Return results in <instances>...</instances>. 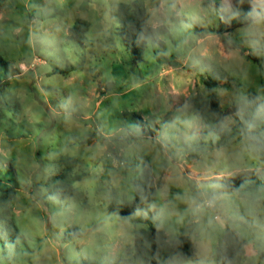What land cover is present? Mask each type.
Segmentation results:
<instances>
[{
    "label": "clouds",
    "instance_id": "1",
    "mask_svg": "<svg viewBox=\"0 0 264 264\" xmlns=\"http://www.w3.org/2000/svg\"><path fill=\"white\" fill-rule=\"evenodd\" d=\"M0 57V264H264V0H0Z\"/></svg>",
    "mask_w": 264,
    "mask_h": 264
},
{
    "label": "rangeland",
    "instance_id": "2",
    "mask_svg": "<svg viewBox=\"0 0 264 264\" xmlns=\"http://www.w3.org/2000/svg\"><path fill=\"white\" fill-rule=\"evenodd\" d=\"M107 58V57H105ZM132 54L131 52H126L125 55L122 57L121 62L116 63L115 61H113V67L117 72H120L121 74H125L127 75V70L128 68L131 66L130 65V61L132 60ZM6 66V62L3 60L2 57H0V69L4 68ZM179 82V81H178ZM22 87H28L30 90L34 91V89L31 87V85H21ZM7 85L5 83H0V92L3 91L4 88H6ZM85 87V91L87 90L86 85ZM66 95V91L64 93ZM130 95V93H129ZM33 97L31 96V94L29 95V99H32ZM36 99L40 100V103L43 105V100L42 98H40L38 95L35 97ZM53 103L55 101H52ZM6 107H8L9 109H14L16 111L19 110V105L18 103H14V104H6ZM46 107V105L44 106ZM0 111L2 113V116L0 118V129H4L5 125H4V120L6 119L5 115H4V111L3 108H0ZM8 125L9 127L7 128V131H9L10 133H14L16 137H20V143H19V147L24 151V152H30L31 148H30V144L34 141L35 137L34 136H29L30 133V129H25L23 128V126L20 127L19 130H17V126L15 124H13V122L11 120L8 121ZM0 184L1 185H8L11 184L14 187H17L18 185L16 184V173H15V168L14 165H9V168L6 172H0Z\"/></svg>",
    "mask_w": 264,
    "mask_h": 264
},
{
    "label": "trees",
    "instance_id": "3",
    "mask_svg": "<svg viewBox=\"0 0 264 264\" xmlns=\"http://www.w3.org/2000/svg\"><path fill=\"white\" fill-rule=\"evenodd\" d=\"M1 116H2V113H1V111H0V118H1ZM0 189H5L6 192H10V191L12 190L11 188H6L5 185H1V184H0Z\"/></svg>",
    "mask_w": 264,
    "mask_h": 264
}]
</instances>
